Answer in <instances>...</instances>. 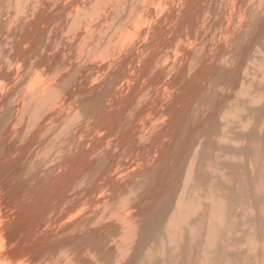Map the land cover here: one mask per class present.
Returning a JSON list of instances; mask_svg holds the SVG:
<instances>
[{
    "label": "bare ground",
    "instance_id": "6f19581e",
    "mask_svg": "<svg viewBox=\"0 0 264 264\" xmlns=\"http://www.w3.org/2000/svg\"><path fill=\"white\" fill-rule=\"evenodd\" d=\"M2 3L0 127L54 99L68 129L50 138L52 124L42 123L34 144L39 160L53 161L94 103L129 98L134 116L105 126L125 135L98 146L114 147L104 163L115 171L124 162L138 168L126 206L119 194L90 205L82 220L87 208L66 219V195L51 201L61 182L51 179L42 194L0 168V264H264V0ZM18 132L14 123L0 131V163L18 147ZM93 215L99 233L78 236Z\"/></svg>",
    "mask_w": 264,
    "mask_h": 264
},
{
    "label": "rangeland",
    "instance_id": "374dc122",
    "mask_svg": "<svg viewBox=\"0 0 264 264\" xmlns=\"http://www.w3.org/2000/svg\"><path fill=\"white\" fill-rule=\"evenodd\" d=\"M3 0H0V8L3 6L4 9V4L2 3ZM5 2V1H4ZM12 2H14V0H12ZM3 4V5H2ZM2 9V8H1ZM2 9V10H3ZM6 17H1V12H0V30L2 26H5L4 29L6 28ZM5 22V23H4ZM1 23H4L1 25ZM3 33V30L0 32V35ZM38 40V38H37ZM25 42V43H24ZM30 41H28L29 43ZM28 43L27 41H23L22 43V47L21 49H29L28 48ZM27 44V45H26ZM41 43L38 42L37 43V48H41L42 46H40ZM40 46V47H39ZM9 51V55L6 58V64L8 65L11 60H12V55L14 53L13 48H8L7 49ZM11 50V51H10ZM29 52H35L33 50L29 51ZM38 52V51H36ZM41 52V51H40ZM41 54V53H40ZM199 56L201 55L198 54ZM197 58V57H196ZM196 58H194V62L192 61L191 63H195ZM182 63H179V65H181ZM177 65V66H179ZM182 65H186V64H182ZM262 66L264 67V63L262 64ZM193 67V68H192ZM191 70V71H190ZM188 72H186L183 75V79H186L188 77H190V75L192 74V71H195L194 66H190L187 70ZM188 76V77H187ZM59 83H63L65 84V80H61V82ZM175 83V82H174ZM51 90L54 89L52 87H50ZM65 89L63 88L61 90V93L63 94V92L65 93ZM178 90V89H177ZM56 91V90H55ZM59 92V91H56ZM50 99V95L48 94V98L47 100ZM112 101V102H111ZM110 102H108L107 106H102V105H96L95 103L91 106V111L89 113V115L85 116V120L83 121V127L81 126L80 128H78L79 130L76 131V128L74 132H71L70 135L71 138L67 139V143L65 142V144L63 145V149H64V153L60 156V157H56L53 156V161L52 160H46V161H41L39 160L38 157L35 156L34 152H36V147H34L35 144V139H36V135L37 133L40 131V129H38V127L45 122H49L48 124H52L51 126H49V137L50 138H54L56 136V134L58 132H61L63 130H60L61 128H67L68 129V125H67V120H65L66 114L68 115L67 112H62L58 111L56 108H54L53 102L50 101L49 103L45 101H42L38 106V112H34L33 109V114L31 111H29L28 109H26V107L24 109L20 110L19 113V117L17 119V117H9L8 121H6V125L5 127L1 126L0 127V131H5V129L8 131L14 123V126H16L17 132H18V138L20 140V143L18 145V147L16 149H14V153L12 152L11 156L9 157V160L7 159V161L2 164L3 159H5L6 157H3L1 159V163H0V168L1 169H6L7 167H10L9 171L12 172V176L11 178H14V180H19L21 183L24 182V184L28 185V184H33L34 187L36 186V188L40 191V193L43 194L42 190L49 186L51 183V179L53 181L57 180L58 182H61V184L59 183L60 187L55 188L51 194V192H49V196H52L53 194L56 193V196L54 198H51V201H55L56 199H63V197L65 199V202L67 201V208L66 210L67 212V217L66 219H70L72 217H74V214L77 213L76 211H79L80 208H87V211L83 214L80 215V218H78L79 220H82L83 218H86L85 215H87L90 211V209H92L93 207L95 208L96 206H98L101 202L105 201V200H110L113 199L114 197H116L119 194H123L122 198H123V202L121 203L122 206H126L127 201L132 197L128 194V190L132 185H133V181L136 180L135 178H131V173L133 172V169H137L138 167L133 163H129L126 164L125 162L122 164H119L120 167L115 171L114 167H111L109 164L104 163V157L106 155L109 154H113L114 152V147H105V151L100 153L99 150L101 149V147L103 146V142L105 141V139L112 137L115 133H118L117 138L122 137L123 135H125V131L124 129L120 130V131H115L114 129H106V125L114 128V125L117 123V127L121 126L120 121H123L124 119L129 120L130 115L134 116L133 113L131 112L133 104H131L130 99L129 98H123V97H116L115 99L111 100ZM129 102V103H128ZM51 103V104H50ZM49 104V106L47 105ZM55 104V102H54ZM47 105V106H46ZM125 105V106H124ZM46 106V108H45ZM53 106V107H52ZM54 108V109H53ZM104 109V110H103ZM53 110V111H52ZM177 110V109H174ZM26 111V112H23ZM29 111V112H28ZM107 111V112H106ZM106 112V113H105ZM130 112V113H129ZM144 111H141L137 114V116L141 115ZM29 113V114H28ZM31 113V116H30ZM53 113V114H52ZM116 113V114H115ZM28 116H27V115ZM104 114V115H103ZM122 114V115H121ZM107 117H106V116ZM125 115V116H124ZM53 116V117H52ZM100 116V117H99ZM136 116V115H135ZM47 119H46V118ZM106 117V118H105ZM111 117V118H110ZM15 118V120H14ZM25 118H27L25 120ZM92 118V119H91ZM94 118V119H93ZM104 118V120H102ZM115 118V119H114ZM122 118V119H121ZM23 124H22V120ZM46 119V120H45ZM109 119V121H108ZM119 119V120H118ZM15 122H14V121ZM20 120V121H19ZM95 120L98 122H95ZM116 120V121H115ZM118 120V121H117ZM31 121V122H30ZM13 122V123H12ZM27 122L28 125L27 126ZM110 122V123H109ZM112 122V123H111ZM32 123V124H31ZM39 123V125H38ZM11 124V125H10ZM17 124V125H16ZM37 124V126H36ZM90 124V125H89ZM92 124V125H91ZM102 124V125H101ZM26 125V127L24 126ZM31 125V126H30ZM85 125V126H84ZM94 125V126H93ZM55 126L59 127L58 129L55 128ZM98 126V127H97ZM19 127V129H18ZM102 130H101V129ZM29 129V130H28ZM43 129V128H41ZM92 129V130H91ZM132 129V125L129 126L127 128L128 131H131ZM38 130V131H37ZM55 130V131H54ZM86 130V132H85ZM90 130V131H89ZM22 131V132H21ZM25 131V132H24ZM89 131V132H88ZM101 135H100V132ZM85 132V133H84ZM92 132V133H91ZM95 132V134H94ZM115 132V133H114ZM22 135H21V134ZM28 133V134H26ZM53 134V135H50ZM56 133V134H55ZM105 133V134H104ZM120 133V134H119ZM20 134V136H19ZM87 134V135H86ZM32 135V136H31ZM103 135V136H102ZM31 136V138L29 139V137ZM52 136V137H51ZM76 136V137H75ZM87 138H86V137ZM2 137H0V148L2 146ZM29 140V141H28ZM75 140V142H74ZM89 140V141H88ZM27 141V142H26ZM32 141L33 143V148L32 146ZM71 141V142H70ZM24 144H23V143ZM70 142V143H69ZM92 142V144H90ZM97 142V143H96ZM80 143V144H79ZM87 143V144H86ZM67 144V145H66ZM85 146H84V145ZM94 144V146H93ZM102 145L100 148L98 145ZM75 145V146H74ZM65 146V147H64ZM68 146V147H67ZM73 146V147H72ZM77 146V147H76ZM83 146V147H82ZM27 147V148H26ZM26 148V149H25ZM69 148V149H68ZM71 148V149H70ZM78 148V149H77ZM86 148V149H85ZM109 148V149H108ZM33 149V150H32ZM113 149V150H112ZM26 150V151H25ZM29 152H28V151ZM32 150V153L31 152ZM62 150V149H61ZM72 150V152L70 151ZM80 150V151H79ZM93 150V151H92ZM71 153V154H69ZM84 153V154H83ZM101 154L103 156V159H101L100 161L99 159V155L97 154ZM0 154H2L0 152ZM18 154V155H17ZM69 154V155H68ZM73 154V155H72ZM96 154V155H95ZM16 157H15V156ZM24 155V156H23ZM31 155V156H30ZM81 155V156H80ZM98 155V156H97ZM1 156V155H0ZM18 156V157H17ZM65 156V157H64ZM78 156V157H77ZM85 159H84V157ZM12 157V158H11ZM23 157V158H20ZM28 157V158H27ZM96 157V158H95ZM16 158V159H15ZM94 158V159H93ZM11 159V160H10ZM32 159V160H31ZM34 159V160H33ZM98 161H97V160ZM28 160V161H27ZM39 161L38 162L36 161ZM63 160V161H62ZM78 160V161H77ZM95 161V162H93ZM97 161V162H96ZM111 162L115 163V160H109ZM22 164L20 166V163ZM27 162V163H26ZM30 162V163H29ZM54 162V163H53ZM62 162V163H61ZM88 162V163H87ZM90 162V163H89ZM99 162V164H98ZM33 163H36L37 165H35L33 168ZM48 165V168H45V165ZM81 163V164H80ZM93 165H92V164ZM95 163V164H94ZM102 163V164H101ZM25 164V165H24ZM65 164V165H64ZM70 164V165H68ZM104 164V165H103ZM31 165V166H30ZM43 165V166H42ZM68 165V166H67ZM76 165V166H74ZM82 165V166H81ZM115 165V164H114ZM25 166V167H24ZM41 166V167H40ZM67 166V167H66ZM93 166V168H92ZM100 166V167H99ZM113 166V165H112ZM13 169H12V168ZM24 167V170H23ZM39 169H38V168ZM83 167V168H82ZM61 168V169H60ZM68 168V169H66ZM70 168V169H69ZM72 168V169H71ZM109 168H112L113 172H109ZM42 169V170H41ZM101 169V171H99ZM105 169V171L103 170ZM22 170V171H21ZM70 170V171H68ZM78 170V171H77ZM86 170V172H85ZM103 170V171H102ZM16 171V172H15ZM21 171V172H20ZM29 171V172H28ZM49 171V172H47ZM60 171V172H58ZM130 171V173H129ZM19 172V173H18ZM28 172V173H27ZM41 172V173H40ZM51 172V173H50ZM56 172V173H55ZM67 172V173H66ZM46 173V174H45ZM58 173V174H57ZM90 173V175H89ZM92 173V174H91ZM98 173V174H97ZM106 173V174H105ZM23 174V175H22ZM38 174V175H37ZM41 174V175H40ZM54 174V175H53ZM66 176H65V175ZM76 174V175H75ZM88 174V175H87ZM110 174V175H109ZM22 177H21V176ZM25 175L26 178H25ZM31 175V176H30ZM36 175V176H35ZM42 177H40V176ZM48 175H50L48 177ZM62 175V176H59ZM74 175V176H73ZM80 175V176H79ZM125 175V176H124ZM30 178H29V177ZM38 176V177H37ZM54 176L57 177V179L54 178ZM82 176H85L82 178ZM88 176V177H87ZM44 177H46L44 179ZM80 177V178H79ZM90 177V178H89ZM16 178V179H15ZM32 178V179H31ZM34 178V179H33ZM80 182L79 183V179ZM29 181H28V180ZM42 179V180H41ZM68 179V180H67ZM128 179V180H126ZM48 182H47V181ZM67 180V181H66ZM88 180V181H87ZM23 181V182H22ZM28 181V182H27ZM35 181V182H34ZM64 181V182H63ZM86 181V183H85ZM93 181V182H92ZM98 181V182H97ZM100 181V182H99ZM107 181V182H106ZM122 183H121V182ZM127 181V182H126ZM103 182V183H102ZM43 183V184H42ZM36 184V185H35ZM38 184V185H37ZM67 186H66V185ZM71 184V185H70ZM74 184V185H73ZM130 184V185H129ZM45 185V186H44ZM66 187H64V186ZM76 185V186H75ZM113 185V186H112ZM44 186V187H43ZM72 186V189H70L69 191V187ZM81 186V187H80ZM99 186V187H98ZM32 187V186H31ZM40 187V188H39ZM88 187V188H87ZM129 187V188H128ZM30 188V187H28ZM27 188V189H28ZM43 188V189H42ZM62 188V192L59 191V189ZM108 188V189H107ZM65 189V190H64ZM57 190V191H55ZM38 191V193H39ZM45 191V190H44ZM75 191V192H74ZM99 191V192H98ZM118 191V192H117ZM65 192V193H64ZM72 192V195L71 193ZM90 192V193H89ZM112 192V193H111ZM37 193V194H38ZM82 193V194H81ZM87 193V194H86ZM101 193V194H100ZM103 193V194H102ZM60 194V196H58ZM75 194V196H74ZM86 194V196H85ZM97 194V195H96ZM127 194V196H126ZM112 195V197H110ZM58 196V197H57ZM126 196V197H125ZM84 197V198H83ZM101 197V198H100ZM125 197V198H124ZM92 198V199H91ZM105 198V199H104ZM125 199H127V201H124ZM71 200L69 203L68 201ZM73 200V201H72ZM83 200V201H82ZM94 200V201H93ZM82 201V202H81ZM92 201V202H91ZM89 204V205H87ZM72 205V206H70ZM92 208H91V206ZM52 209H55V205H52ZM82 206V207H81ZM90 207V208H89ZM75 208V209H74ZM78 208V209H77ZM77 209V210H76ZM136 208H134L135 210ZM76 210V211H75ZM98 213L99 214V210H96V212L94 213V215ZM94 215L92 216L93 219H91L90 223H83L81 225H85V229L83 231L77 232L78 236H82L84 237V235H87V232L89 230H92L91 234H96L99 233V216H101V214L98 217H94ZM95 218V219H94ZM104 218V217H103ZM168 218V217H167ZM93 220V221H92ZM96 221V222H95ZM167 222V220H166ZM94 223V224H93ZM90 224V225H89ZM96 224V225H95ZM97 226V228H96ZM92 228V229H91ZM87 229V230H86ZM97 229V231H96ZM85 232V233H84ZM140 234V233H139ZM139 234L137 236L136 239H138ZM112 248H113V243H112ZM249 255H255V254H249ZM119 260L126 261L127 259L118 258ZM66 261H63L62 263L64 264ZM60 263V264H62ZM100 264H107L106 262H99Z\"/></svg>",
    "mask_w": 264,
    "mask_h": 264
}]
</instances>
